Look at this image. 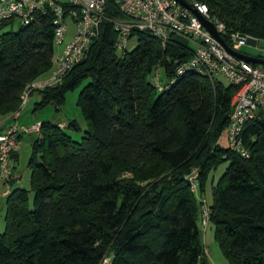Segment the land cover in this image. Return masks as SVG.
<instances>
[{
	"label": "trees",
	"instance_id": "obj_1",
	"mask_svg": "<svg viewBox=\"0 0 264 264\" xmlns=\"http://www.w3.org/2000/svg\"><path fill=\"white\" fill-rule=\"evenodd\" d=\"M200 1L229 33L264 39V0ZM107 14L125 17L111 3ZM134 37L136 46L121 54L119 32L104 20L87 57L37 92L35 111L50 103L58 109L88 80L78 96L87 128L77 141L66 131L79 128L76 121H42L29 186L14 179L6 195L0 264H101L105 256L111 264H212L200 228L203 204L186 177L199 169L202 195L224 161L209 206L215 238L231 264H264V116L244 126L250 155L230 150L219 138L238 87L192 72L175 76L176 61L192 49L179 36L165 45L147 31ZM55 51L49 15L2 24L0 117L19 109L25 86L51 71ZM157 68L164 90L153 81Z\"/></svg>",
	"mask_w": 264,
	"mask_h": 264
},
{
	"label": "built area",
	"instance_id": "obj_2",
	"mask_svg": "<svg viewBox=\"0 0 264 264\" xmlns=\"http://www.w3.org/2000/svg\"><path fill=\"white\" fill-rule=\"evenodd\" d=\"M185 1L188 6L178 0H0V29L4 22L10 20L15 24H30L42 13L51 17L55 45L63 47L55 56L49 75L25 86L19 109L0 117V185L5 183L8 186L5 195L11 192V182L15 179L13 153L20 149L21 137L24 134L40 135L42 132V122H19L22 110L34 93L61 83L74 66L87 57L92 43L100 35L104 20L112 22L119 32L117 48L121 54L126 53L132 35L137 32H150L164 45L173 36H179L192 49H189V58L176 61L175 76L186 72L212 80L221 76L228 83L236 85L238 88L232 98L230 120L220 138L225 135L224 146L230 150L244 157L250 155L243 138V129L247 122L258 115L264 116V66L241 59L227 50L206 28L199 15L210 21L218 34L236 51L241 52L242 46L252 36L241 32L229 33L224 21L213 14L203 1ZM109 3L125 17L109 16ZM70 23L75 28L72 39L65 43ZM258 40L256 38L255 44ZM162 73V69L157 68L153 75V81L160 90H164ZM186 178L202 201L203 223L207 226L210 207L200 193L199 169L194 167ZM101 264H111V257L105 256Z\"/></svg>",
	"mask_w": 264,
	"mask_h": 264
},
{
	"label": "rangeland",
	"instance_id": "obj_3",
	"mask_svg": "<svg viewBox=\"0 0 264 264\" xmlns=\"http://www.w3.org/2000/svg\"><path fill=\"white\" fill-rule=\"evenodd\" d=\"M17 28V26H15ZM70 31L65 39V43L72 39L74 25L69 24ZM8 30L7 27L2 29L3 31ZM253 37V36H252ZM256 38V37H255ZM137 44L136 37L132 38L129 42L128 49H133ZM62 46L55 45V56L62 50ZM241 52L252 55V56H261L264 57V39H259L257 44L247 42L242 46ZM223 83L227 84L228 82L221 76L217 77ZM88 80H85L77 88L70 90L66 93L65 102L61 104L58 109L53 103L46 104L38 110L35 109V104L40 100L39 94L36 92L31 96V100L26 105L24 110H22V115L19 118V122L24 124H32L35 122L50 121L54 124H60L62 122L72 123L76 121L79 125V128L73 129L72 127L66 128V131L70 133L74 140H80L84 135V132L87 128V121L85 120L81 109L78 104V96L82 88L87 84ZM36 134H24L23 141L21 143V154L19 159L16 161V167L13 168L18 174H22L23 181L22 186H29V174L31 168L28 165L29 158L32 153V141L36 138ZM222 145H225V135H222L220 138ZM229 161L222 162L219 167L215 170H212L208 177V182L203 192L202 196L206 200V204L210 206L213 203L212 195V184L213 182H218L223 173L225 172ZM16 186V185H15ZM8 189V186L5 183L0 185V232H5L6 230V221H5V211L7 210V199L5 196H2V192ZM205 216L202 215L200 219V228L202 230L203 241L206 249V254L212 264H231L228 259L223 254L219 243L215 238V226L213 222H209L207 226L204 225L203 219Z\"/></svg>",
	"mask_w": 264,
	"mask_h": 264
},
{
	"label": "water",
	"instance_id": "obj_4",
	"mask_svg": "<svg viewBox=\"0 0 264 264\" xmlns=\"http://www.w3.org/2000/svg\"><path fill=\"white\" fill-rule=\"evenodd\" d=\"M178 1L185 6H188V4L186 3L185 0H178ZM199 16H200L201 20L203 21V23L205 24L206 28L210 30V32L227 48V50H229L231 53L235 54L236 56H238L241 59L252 62L254 64H259V65L264 66V57L252 56V55H248V54H245L243 52H239V51L232 49L227 44V42L224 40V38H222V36L220 34H218L214 25L210 21L206 20L202 15H199ZM248 42L255 44L256 38L249 37Z\"/></svg>",
	"mask_w": 264,
	"mask_h": 264
},
{
	"label": "crops",
	"instance_id": "obj_5",
	"mask_svg": "<svg viewBox=\"0 0 264 264\" xmlns=\"http://www.w3.org/2000/svg\"><path fill=\"white\" fill-rule=\"evenodd\" d=\"M49 75V73H47V74H45V75H43L42 77H40V78H45V77H47ZM22 116V115H21ZM20 116V117H21ZM20 123H21V121H20ZM62 126H64V125H67V122H62V123H60ZM23 139V136H22V138H21V143H22V140ZM19 154H21V146H20V149L18 150V152H17V160L19 159V157H20V155ZM14 162H15V167H16V161L14 160ZM16 170V169H15ZM15 170H14V175H15V181H16V184H21L22 183V181H23V176H22V174H18L17 173V171H16V174H15ZM5 191H7V189H5L1 194H2V196H5L6 197V195H5Z\"/></svg>",
	"mask_w": 264,
	"mask_h": 264
}]
</instances>
